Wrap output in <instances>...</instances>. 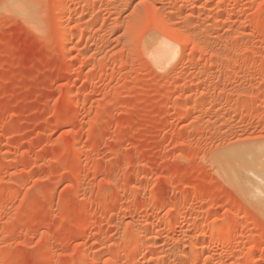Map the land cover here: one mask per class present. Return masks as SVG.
<instances>
[{
	"label": "rangeland",
	"instance_id": "1",
	"mask_svg": "<svg viewBox=\"0 0 264 264\" xmlns=\"http://www.w3.org/2000/svg\"><path fill=\"white\" fill-rule=\"evenodd\" d=\"M20 2L0 264H264V0Z\"/></svg>",
	"mask_w": 264,
	"mask_h": 264
},
{
	"label": "bare ground",
	"instance_id": "2",
	"mask_svg": "<svg viewBox=\"0 0 264 264\" xmlns=\"http://www.w3.org/2000/svg\"><path fill=\"white\" fill-rule=\"evenodd\" d=\"M21 0H8V3H7V5H6V7L8 8V9H10V10H12V11H14V12H17V13H21V12H23L25 9H24V7H23V5H22V3L20 2ZM25 6V5H24ZM27 7V6H26ZM28 12V11H27ZM25 13V12H24ZM29 13H31V12H29ZM26 15V14H25ZM28 15V14H27ZM34 18V17H33ZM30 20V19H29ZM161 39V38H160ZM168 40V39H167ZM159 42H161L160 44H158V42H157V44L159 45V46H156L157 47V49H155L154 50V52L153 53H151L152 54V57H153V60L155 61L154 63H156V64H164L165 62H168L171 58H173L174 57V55H175V53H177L176 52V48H175V46L174 45H172V44H170V43H168L167 41H159ZM176 43V42H175ZM156 44V45H157ZM166 64V63H165ZM246 162H243V168H244V170H243V172L244 171H246L247 173H248V171H249V167H248V165H247V163L245 164ZM264 164V163H263ZM242 168V169H243ZM264 168V167H263ZM263 172V171H262ZM248 175H249V173H248ZM256 182L257 183H255V181H254V185L255 184H257L256 186H254L253 188H251L252 189V192H254V193H256V192H258V189H259V187L261 186V187H264V172L261 174V173H258V175H257V179H256ZM249 183L247 184V191H248V193H249ZM251 187H252V185H251ZM261 189V188H260ZM260 189H259V193H261L260 192ZM263 190V189H262ZM261 190V191H262ZM245 195V194H244ZM263 197V196H262ZM264 198V197H263ZM260 199V198H259ZM258 205V204H257ZM264 205V204H263ZM261 206V205H260ZM217 228V227H216ZM226 229V228H225ZM224 229V230H225Z\"/></svg>",
	"mask_w": 264,
	"mask_h": 264
}]
</instances>
